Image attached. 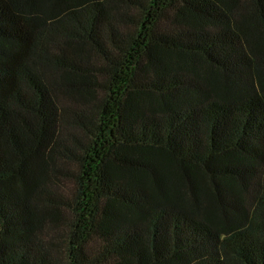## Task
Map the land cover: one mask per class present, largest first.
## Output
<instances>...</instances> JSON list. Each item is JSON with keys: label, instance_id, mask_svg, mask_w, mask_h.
I'll use <instances>...</instances> for the list:
<instances>
[{"label": "trees", "instance_id": "obj_1", "mask_svg": "<svg viewBox=\"0 0 264 264\" xmlns=\"http://www.w3.org/2000/svg\"><path fill=\"white\" fill-rule=\"evenodd\" d=\"M0 264H264V0H0Z\"/></svg>", "mask_w": 264, "mask_h": 264}]
</instances>
